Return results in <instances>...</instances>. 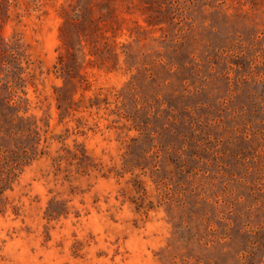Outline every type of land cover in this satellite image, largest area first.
I'll list each match as a JSON object with an SVG mask.
<instances>
[{"label":"rangeland","instance_id":"rangeland-1","mask_svg":"<svg viewBox=\"0 0 264 264\" xmlns=\"http://www.w3.org/2000/svg\"><path fill=\"white\" fill-rule=\"evenodd\" d=\"M0 264H264V0H0Z\"/></svg>","mask_w":264,"mask_h":264}]
</instances>
